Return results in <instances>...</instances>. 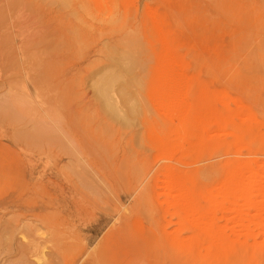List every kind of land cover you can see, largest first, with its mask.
<instances>
[{"label":"rangeland","instance_id":"obj_1","mask_svg":"<svg viewBox=\"0 0 264 264\" xmlns=\"http://www.w3.org/2000/svg\"><path fill=\"white\" fill-rule=\"evenodd\" d=\"M47 17L45 122L0 117V264H264V0Z\"/></svg>","mask_w":264,"mask_h":264},{"label":"bare ground","instance_id":"obj_2","mask_svg":"<svg viewBox=\"0 0 264 264\" xmlns=\"http://www.w3.org/2000/svg\"><path fill=\"white\" fill-rule=\"evenodd\" d=\"M65 24L63 20L51 22L47 17L45 28V0H0V117L5 118L7 114L6 117L12 118L19 113L26 118L35 113L38 117L35 123L45 122V33L46 45L55 49L54 43L65 38ZM103 59L105 61L89 76L101 81L94 84L93 89L106 96L108 79H116L119 74L113 71L111 64L116 56L110 53ZM9 112L13 115L8 116ZM0 137V141L8 140L4 135ZM31 243V249L37 248L38 244Z\"/></svg>","mask_w":264,"mask_h":264}]
</instances>
